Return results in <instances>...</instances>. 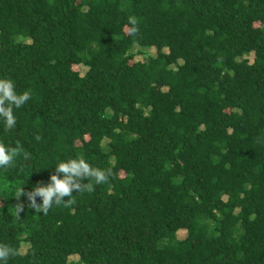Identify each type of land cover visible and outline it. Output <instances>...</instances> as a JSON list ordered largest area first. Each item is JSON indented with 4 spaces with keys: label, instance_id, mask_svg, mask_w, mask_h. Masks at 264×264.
Instances as JSON below:
<instances>
[{
    "label": "trees",
    "instance_id": "16d2710c",
    "mask_svg": "<svg viewBox=\"0 0 264 264\" xmlns=\"http://www.w3.org/2000/svg\"><path fill=\"white\" fill-rule=\"evenodd\" d=\"M0 76L31 93L0 124L7 264H264V0H0ZM69 157L109 179L14 195Z\"/></svg>",
    "mask_w": 264,
    "mask_h": 264
},
{
    "label": "clouds",
    "instance_id": "9594fccd",
    "mask_svg": "<svg viewBox=\"0 0 264 264\" xmlns=\"http://www.w3.org/2000/svg\"><path fill=\"white\" fill-rule=\"evenodd\" d=\"M30 95L28 90L18 91L12 78L0 76V124L6 129L14 128L17 122L14 109L24 105ZM16 155V149L0 143V167L11 166ZM53 167L54 171L50 173L47 182H37L29 190L21 185L15 189L14 195L18 198L26 196L29 207L47 213L53 205H70L74 192L94 191V186L106 182L110 175V170L95 167L83 158L59 159ZM37 197H40L39 203ZM21 208L22 205H18L17 214ZM16 254V249L0 243V264H7L9 257Z\"/></svg>",
    "mask_w": 264,
    "mask_h": 264
},
{
    "label": "rangeland",
    "instance_id": "374dc122",
    "mask_svg": "<svg viewBox=\"0 0 264 264\" xmlns=\"http://www.w3.org/2000/svg\"><path fill=\"white\" fill-rule=\"evenodd\" d=\"M167 53V50L166 49H157V48H152V49H148L146 50V53L144 55H136L134 57V61H139V62H146L148 60L149 57H157L159 55H163V54H166ZM248 59L251 61L252 59V55L248 56ZM75 70H77L79 72L80 75H83L85 73V68L83 67H75L74 68ZM186 236V232L185 231H179L177 233V238L178 239H184ZM28 245L23 243L20 247V253H24L27 249ZM77 257L76 256H71L70 257V260H76Z\"/></svg>",
    "mask_w": 264,
    "mask_h": 264
}]
</instances>
